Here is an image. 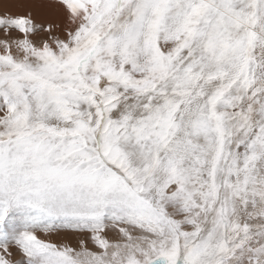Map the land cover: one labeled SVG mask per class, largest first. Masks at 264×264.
<instances>
[{
  "label": "snow or ice",
  "instance_id": "snow-or-ice-1",
  "mask_svg": "<svg viewBox=\"0 0 264 264\" xmlns=\"http://www.w3.org/2000/svg\"><path fill=\"white\" fill-rule=\"evenodd\" d=\"M0 264H264V0H0Z\"/></svg>",
  "mask_w": 264,
  "mask_h": 264
},
{
  "label": "bare ground",
  "instance_id": "bare-ground-1",
  "mask_svg": "<svg viewBox=\"0 0 264 264\" xmlns=\"http://www.w3.org/2000/svg\"><path fill=\"white\" fill-rule=\"evenodd\" d=\"M56 237H57V241H60L63 238L62 235L61 236H56ZM70 242L75 246V244H76L75 237H72Z\"/></svg>",
  "mask_w": 264,
  "mask_h": 264
},
{
  "label": "rangeland",
  "instance_id": "rangeland-1",
  "mask_svg": "<svg viewBox=\"0 0 264 264\" xmlns=\"http://www.w3.org/2000/svg\"><path fill=\"white\" fill-rule=\"evenodd\" d=\"M13 11H15V9H13ZM53 239L57 240V237L54 236ZM89 247H91V245H89Z\"/></svg>",
  "mask_w": 264,
  "mask_h": 264
}]
</instances>
